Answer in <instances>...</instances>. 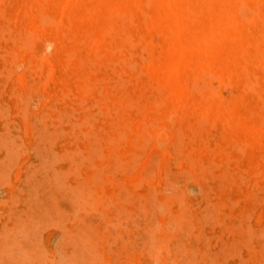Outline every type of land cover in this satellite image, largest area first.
<instances>
[{"label": "rangeland", "instance_id": "1", "mask_svg": "<svg viewBox=\"0 0 264 264\" xmlns=\"http://www.w3.org/2000/svg\"><path fill=\"white\" fill-rule=\"evenodd\" d=\"M0 1V264H264V0Z\"/></svg>", "mask_w": 264, "mask_h": 264}, {"label": "bare ground", "instance_id": "2", "mask_svg": "<svg viewBox=\"0 0 264 264\" xmlns=\"http://www.w3.org/2000/svg\"><path fill=\"white\" fill-rule=\"evenodd\" d=\"M67 1H68V0H67ZM146 1H147V0H146ZM65 2H66V1H65ZM150 2H151V1H150ZM0 3H1V1H0ZM105 4H106V3H105ZM147 4H148V2H147ZM148 7H149V6H148ZM35 8H36V7H34V9H35ZM41 8H42V6H41ZM168 8H169V7H168ZM188 8H189V7H188ZM62 9H63V8H62ZM107 9H108V8H107ZM147 9H149V8H147ZM225 10H226V9H225ZM0 11H1V10H0ZM112 12H113V11H112ZM40 13H41V11H40ZM40 13H39V14H40ZM7 14H8V13H7ZM118 14H119V13H118ZM123 14H124V13H123ZM146 14H147V13H146ZM148 15H149V14H147V16H148ZM42 16H43V15H42ZM115 16H117V15H115ZM118 16H119V15H118ZM118 16H117V17H118ZM123 16H124V15H123ZM130 17H132V16H130ZM44 18H45V17H44ZM47 18H48V20H50L49 17H47ZM69 18H70V17H69ZM67 19H68V18H67ZM9 20H10V19H9ZM44 20H45V19H44ZM121 20H122V18H121ZM177 20H178V19H177ZM192 20H193V19H192ZM260 20H261V19H260ZM50 21H51V20H50ZM58 21H59V20H58ZM60 21H61V20H60ZM27 22H28V20H27ZM30 22H31V21H30ZM113 22H114V21H113ZM125 22H126V21H125ZM130 22H131V20H130ZM261 22H262V21H261ZM14 23H15V22H14ZM28 23H29V22H28ZM40 23H41V22H40ZM49 23H51V22H49ZM81 23H82V22H80V24H81ZM123 23H124V21H123ZM31 24H32V23H31ZM37 24H38V23H37ZM80 24H79V25H80ZM262 24H263V23H262ZM39 25H40V24H39ZM43 25H45V24H43ZM58 25H59V24H58ZM81 25H82V24H81ZM59 26H60V25H59ZM75 26H76V25H75ZM84 26H85V25H84ZM29 28H30V27H29ZM32 28H33V27H32ZM57 28H58V27H57ZM57 28H56V30H57ZM178 28H179V26H178ZM123 29H124V28H123ZM59 30H60V29H59ZM83 31H84V30H83ZM19 32H20V31H19ZM86 32H87V31H86ZM113 32H114V31H113ZM124 32H125V31H124ZM124 32H123L122 34H124ZM28 33H29V31H28ZM56 33H57V32H56ZM30 34H31V32H30ZM32 34H33V33H32ZM89 34H90V33H89ZM89 34H87V35H89ZM111 34H112V33H111ZM111 34H110V35H111ZM51 35H52V34H51ZM63 35H64V34H63ZM129 35H130V33H129ZM129 35H127V36H129ZM162 35H163V34H162ZM37 36H38V35H37ZM117 36H118V35H117ZM127 36H126V37H127ZM130 36H131V35H130ZM130 36H129V37H130ZM163 36H164V35H163ZM261 36H262V35H261ZM27 37H28V36H27ZM64 37H65V35H64ZM74 37H75V36H74ZM122 37H123V36H122ZM33 38H34V36H33ZM62 38H63V37H62ZM112 38H113V37H112ZM26 39H27V38H26ZM36 39H37V38H36ZM38 39H39V38H38ZM118 39H119V38H118ZM177 39H178V38H177ZM68 40L70 41L71 39H68ZM68 40H67V41H68ZM175 40H176V39H175ZM179 40H180V39H179ZM24 41H25V40H24ZM69 41H68V42H69ZM120 41H121V40H120ZM130 41H131V40H130ZM74 42H75V41H74ZM32 43H33V42H32ZM46 43H47V42H46ZM56 43H58V42H56ZM23 44H24V43H23ZM51 44H52V43H51ZM128 44H130V43H128ZM171 44H172V43H171ZM26 45H27V44H26ZM29 45H30V42H29ZM52 45H53V44H52ZM60 46H62V45H60ZM122 46H123V45H122ZM180 46H181V45H180ZM24 47H25V46H24ZM53 47H54V46H53ZM68 47H69V46H68ZM70 47H71V46H70ZM129 47H130V46H129ZM182 47H183V46H182ZM230 47H231V46H230ZM19 48H20V47H19ZM25 48H26V47H25ZM47 48H48V46H47ZM50 48H51V47H50ZM123 48H124V46H123ZM142 48H143V47H142ZM29 49H31V48H29ZM48 51H49V50H48ZM96 51H97V49H96ZM144 51H145V50H144ZM144 51H143V52H144ZM222 51H223V50H222ZM54 52H55V50H54ZM42 54H43V53H42ZM73 54H74V53H73ZM45 55H46V54H45ZM119 55H120V54H119ZM130 55H131V54H130ZM41 56H42V58H44L43 55H41ZM122 56H124V54H123ZM181 56H182V54H181ZM15 57H16V56H15ZM21 57H22V56H21ZM46 57H47V55H46ZM73 57H74V56H73ZM49 58H50V57H49ZM181 58H182V57H181ZM14 59H15V58H14ZM45 59H46V58H45ZM124 59H125V58H124ZM127 59H128V58H127ZM130 59H132V58H130ZM125 60H126V59H125ZM43 61H44V60H43ZM46 61H47V60H46ZM49 61H50V60H49ZM65 62H66V61H65ZM127 62H128V61H127ZM4 63H5V62H4ZM67 63H68V62H67ZM94 63H95V62H94ZM209 63H210V62H209ZM41 64H42V63H41ZM133 64H134V63H133ZM143 64H144V63H143ZM174 64H175V63H174ZM22 65H23V64H22ZM29 65H31V64H29ZM48 65H49V64H48ZM99 65H100V64H99ZM113 65H114V64H113ZM42 66H43V65H42ZM50 66L52 67L51 64L49 65V67H50ZM24 67H25V66H24ZM75 67H76V66H75ZM119 67H120V66H119ZM139 67H140V66H139ZM40 68H41V67H40ZM98 68H99V67H98ZM133 68H134V67H133ZM20 69H21V68H20ZM22 69H23V68H22ZM49 69H51L52 72L54 71V70H53L54 68H53V69H52V68H49ZM245 69H246V67H245ZM16 70H18V69H16ZM92 70H93V69H92ZM139 70H140V69H139ZM18 71H19V70H18ZM49 71H50V70H49ZM51 71H50V72H51ZM125 71H126V70H125ZM23 72H24V71H23ZM23 72L18 73V75H19V74L21 75V73L23 74ZM52 72H51V73H52ZM139 72H140V71H139ZM247 72H248V71H247ZM51 73H49V74L51 75ZM105 73H107V72H105ZM263 73H264V72H263ZM142 74H145V73H142ZM172 74L175 75L176 73L173 72ZM37 75H38V74H37ZM47 75H48V74H47ZM247 75H248V74H247ZM38 76H39V75H38ZM21 77H22V76H21ZM246 77H247V76H246ZM47 78H48V77H47ZM125 79H126V78H125ZM48 80H49V78H48ZM126 80H127V79H126ZM177 80L179 81L178 76H177ZM18 81H20V80H18ZM129 81H130V80H129ZM20 83H22V82L20 81L19 84H20ZM43 83H44L43 85L45 86V82H43ZM46 83H47V81H46ZM93 83H94V82H93ZM156 83H157V82H156ZM203 83H204V82H203ZM157 84H158V83H157ZM175 84H176V83H175ZM149 85H150V84H149ZM18 86H19V85H18ZM193 86H194V85H193ZM185 87H186V85H185ZM206 87H207V86H206ZM17 88H18V87H17ZM28 88H29V87H28ZM43 88H44V87H43ZM150 89H151V88H150ZM210 89H211V88H210ZM210 89H209V90H210ZM191 90H193V88H192ZM22 91H23V90H22ZM13 92H14V91H13ZM23 92H24V91H23ZM197 92H198V91H197ZM199 92H200V91H199ZM37 94H39V93H37ZM128 94H129V93H128ZM169 94H170V93H169ZM13 95H14V94H13ZM161 95H162V94H161ZM161 95H160V96H161ZM209 95H210V94H209ZM209 95H208V96H209ZM8 96H9V95H8ZM15 96H17V95H15ZM141 96H142V95H141ZM160 96H159V97H160ZM28 97H30V96H28ZM9 98H11V97H9ZM133 98H134V97H133ZM142 98H143V97H142ZM203 98H204V97H203ZM209 98H212V97H209ZM40 99H41V98H40ZM204 99H205V98H204ZM206 99H207V98H206ZM129 100H130V99H129ZM162 100H163V99H162ZM45 101H46V100H45ZM53 101H54V99H53ZM55 101H57V100H55ZM182 101H183V100H182ZM21 103H22V102H21ZM38 103H39V102H38ZM53 103H54V102H53ZM136 103H137V102H136ZM16 104H17V103H16ZM22 104H23V103H22ZM25 105H26V104H25ZM93 105H95V104H93ZM201 105H202V104H201ZM67 106H68V105H67ZM183 106H184V105H183ZM190 106H191V105H190ZM263 106H264V105H263ZM16 107H17V106H16ZM25 107H26V106H25ZM207 107H209V106H207ZM162 108H163V107H162ZM173 108H174V107H173ZM32 109H33V108H32ZM32 109H31V110H32ZM204 109H205V108H204ZM56 110H57V109H56ZM174 110H175V109H174ZM206 110H207V109H206ZM165 112H166V111H165ZM226 112H227V111H226ZM206 113H207V112H206ZM33 115H34V114H33ZM170 115H171V114H170ZM192 115H193V114H192ZM193 116H194V115H193ZM36 117H37V116H36ZM196 117H197V116H196ZM196 117H195V118H196ZM204 117H205V116H203V118H204ZM195 118H194V119H195ZM167 119H168V118H167ZM170 119H171V118H170ZM170 119H169V120H170ZM175 119H176V118H175ZM206 119H207V118H206ZM263 119H264V118H263ZM23 120H24V119H23ZM244 120H245V119H244ZM179 121H180V118H179ZM214 121H215V120H214ZM227 121H228V120H227ZM160 122H161V121H160ZM200 122H201V121H200ZM157 123H158V121H157ZM170 123H171V122H170ZM174 123H175V121H174ZM179 123H180V122H179ZM198 123H199V122H198ZM202 123H203V122H202ZM202 123H200V124H202ZM223 123H224V122H223ZM225 123H226V122H225ZM171 124H172V123H171ZM200 124H199V125H200ZM206 124H207V123H206ZM61 125H63V124H61ZM212 125H213V124H212ZM212 125H211V126H212ZM229 125H230V124H229ZM213 126H214V125H213ZM181 127H182V126H181ZM136 128H137V127H136ZM161 128H162V127H161ZM170 128H173V126L170 127ZM81 129H82V128H81ZM137 129H138V128H137ZM158 129H159V128H158ZM166 129H167V128H166ZM184 129H185V128H184ZM199 129H200V128H199ZM202 129H203V128H202ZM159 130L161 131V129H159ZM202 131H203V130H202ZM205 131H206V130H205ZM43 132H44V131H43ZM44 133H45V132H44ZM33 135H34V134H33ZM33 135H32V136H33ZM43 137H44V136H43ZM46 137H47V136H46ZM156 137H157V136H156ZM154 138H155V137H154ZM9 139H10V138H9ZM169 139H170V138H169ZM113 140H114V139H113ZM113 140H112V141H113ZM116 140H117V139H116ZM46 141H47V140H46ZM46 141H45V142H46ZM112 141H111V142H112ZM117 141H118V140H117ZM155 141H156V140H155ZM118 143H119V142H118ZM163 143H165V142H163ZM113 144H114V143H113ZM156 144H157V143H156ZM171 144H172V142H171ZM166 145H167V143H166ZM154 147H155V146H154ZM156 147H157V146H156ZM161 147H165V145L163 146V144H162ZM157 149H158V148H157ZM160 149H161V148H160ZM164 150H166V148H164ZM163 155H164V154H163ZM94 156H95V155H94ZM180 156H181V155H180ZM76 157H77V155H76ZM190 157H191V156H190ZM120 159H121V158H120ZM130 159H131V158H130ZM134 159H135V158H134ZM183 160H184V159H183ZM116 161H117V160H116ZM136 161H137V160H136ZM184 161H185V160H184ZM174 162H175V161H174ZM97 165H98V164H97ZM126 165H127V164H126ZM57 166H58V165H57ZM92 166H93V165H92ZM190 168H191V167H190ZM190 171H191V169H190ZM46 173H47V172H46ZM70 173H71V172H70ZM200 173H201V172H200ZM54 174H55V173H54ZM71 174H72V173H71ZM107 174L109 175V173H107ZM29 175H30V174H29ZM199 175H200V174H199ZM258 175H259V174H258ZM33 176H34V175H33ZM201 176H202V175H201ZM201 176H200V177H201ZM78 178H79V177H78ZM197 179H198V178H197ZM129 180H130V179H129ZM166 180H167V179H166ZM55 181H56V179H55ZM102 181H103V179H102ZM104 181H105V180H104ZM106 181H107V180H106ZM106 181H105V182H106ZM137 181H138V180H137ZM56 182H57V181H56ZM201 182H202V181H201ZM118 183H119V182H118ZM139 183H140V182H139ZM141 183H142V182H141ZM116 184H117V182H116ZM134 184H135V183H134ZM204 184H206V183H204ZM69 185H70V184H69ZM113 185H114V184H113ZM58 186H59V185H58ZM61 186H62V185H61ZM76 186H77V185H76ZM137 186H138V185H137ZM20 187H21V186H20ZM70 187H71V185H70ZM111 187H112V186H111ZM176 187H177V186H176ZM63 188H64V187H63ZM135 188H136V187H135ZM246 188H247V187H246ZM59 189H61V188H59ZM179 189H180V188H179ZM93 191H94V190H93ZM179 191H180V190H179ZM91 193H93V192H91ZM254 193H255V192H254ZM179 194H180V193H179ZM97 195H98V194H97ZM100 197H101V196H100ZM100 197H99V198H100ZM142 197H143V196H142ZM1 200H2V199H1ZM137 200H138V199H137ZM156 201H158V200H156ZM36 202H37V201H36ZM73 202H74V201H73ZM159 202H160V201H159ZM162 203H163V202H162ZM235 203H236V202H235ZM230 205H231V204H230ZM235 205H237V203H236ZM46 206H47V205H46ZM55 206L58 207L57 205H55ZM205 206H206V205H205ZM138 207H139V206H138ZM138 207H137V208H138ZM215 208H216V206H215ZM62 211H64V210H62ZM85 211H86V210H85ZM146 211H147V210H146ZM148 211H149V209H148ZM218 211H219V210H218ZM150 212H151V211H150ZM62 213H64V212H62ZM146 213H147V212H146ZM76 214H77V213H76ZM177 214H178V213H177ZM3 215H4V214H3ZM65 215H67V214H65ZM151 216H152V215H151ZM189 216H190V215H189ZM17 228H18V227H17ZM179 229H180V228H179ZM17 230H18V229H17ZM21 230H22V228H21ZM135 230H136V229H135ZM155 230H156V229H155ZM23 231H24V230H23ZM108 231H109V230H108ZM110 231H111V230H110ZM114 231H115V230H114ZM152 231H154V229H153ZM16 232H17V231H16ZM154 232H155V231H154ZM156 232H157V231H156ZM104 233H105V232H104ZM7 236H9V235H7ZM22 237H23V236H22ZM99 237H100V236H99ZM23 238H24V237H23ZM23 240H24V239H23ZM60 240H62V239L60 238ZM108 240H109V239H108ZM101 241H102V240H101ZM29 242H30V241H29ZM117 242H118V241H117ZM160 242H163V241H160ZM140 243H141V242H140ZM27 245H28V244H27ZM56 245H57V244H56ZM29 246H30V245H29ZM30 247H31V246H30ZM36 247H37V246H36ZM56 248H59V247H56ZM23 249H24V248H23ZM31 249H32V248H31ZM33 249H34V248H33ZM64 250H65V249H64ZM30 251H31V250H30ZM38 251H39V250H38ZM69 251H71V250H69ZM18 252H19V251H18ZM32 252H33V251H32ZM36 252H37V250H36ZM39 252H40V251H39ZM25 253H26V252H25ZM37 253H38V252H37ZM40 253H41V252H40ZM22 254H23V253H22ZM38 255H39V253H38ZM92 255H93V254H92ZM23 256H24V254H23ZM23 256H22V257H23ZM39 256H40V255H39ZM61 256H62V255H61ZM88 258H89V256H88ZM22 259H23V258H22ZM52 259H53V258H52ZM70 259H71V258H70ZM26 260H27V259H26ZM29 261H30V260H29ZM154 261H155V260H154ZM173 261H174V260H173ZM71 263H73V262H71ZM23 264H24V263H23Z\"/></svg>", "mask_w": 264, "mask_h": 264}]
</instances>
